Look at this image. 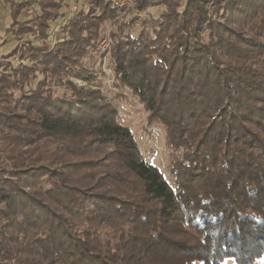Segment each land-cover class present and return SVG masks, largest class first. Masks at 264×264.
Returning <instances> with one entry per match:
<instances>
[{
    "label": "trees",
    "instance_id": "16d2710c",
    "mask_svg": "<svg viewBox=\"0 0 264 264\" xmlns=\"http://www.w3.org/2000/svg\"><path fill=\"white\" fill-rule=\"evenodd\" d=\"M0 1L19 41L0 57V264L264 259V0H136L126 14L164 8L138 37L137 15L80 0L52 47L66 0ZM108 21L114 91L165 129L173 183L85 65Z\"/></svg>",
    "mask_w": 264,
    "mask_h": 264
},
{
    "label": "rangeland",
    "instance_id": "374dc122",
    "mask_svg": "<svg viewBox=\"0 0 264 264\" xmlns=\"http://www.w3.org/2000/svg\"><path fill=\"white\" fill-rule=\"evenodd\" d=\"M16 3H23L28 1L37 2L38 0H12ZM80 9V2L77 3L74 0H66L63 3L62 7V16L51 23L49 38L46 41L50 47H52L56 41L60 38L61 33L59 32L60 27L63 24V19H68L72 17ZM208 12L210 15H215L214 8L210 3L208 5ZM38 11V6L34 5V8L21 16V21H29L33 17V12ZM164 8H151L142 13L135 14L131 12L129 14L119 17L120 21L129 22L132 20L135 15L138 17L136 24L128 29L126 33L130 34L133 37H138L142 30L151 31L152 26L160 18ZM65 14L68 16L64 17ZM13 20L11 17V8L9 4H6L0 1V57L8 55L11 53L15 47L18 45L17 41L12 34L8 33V29L12 26ZM114 27V22L108 21L105 25V34L102 35L101 39L95 43L97 46L96 51L91 57L85 59L86 67L92 69L97 75L96 84L103 91L104 95L107 97L108 101H111L119 110V121L123 126L128 127L134 134L135 139L138 142V145L143 153L144 159L158 167L166 179L173 183V178L171 174L173 159L177 154L172 152L166 140V131L160 124H148L147 122V113L144 110L143 104L141 101L134 97L130 91L124 92V94L119 91L116 93L114 91L113 82L115 80L114 72L111 69V60L107 51L103 48L108 45V41H104L106 37H109L111 42V30ZM152 32V31H151ZM23 43H28L29 46H38L42 45V41L36 38L34 35H29L22 39ZM101 44L102 48H99ZM11 62L14 66L18 65V60L12 59ZM27 65H30V62L26 61ZM74 82L78 86H84L86 83L74 79ZM36 82L29 86V88H35ZM93 86V84H87ZM58 95H62L63 91L57 89ZM126 93V94H125ZM19 95V93H17ZM224 264H237L233 258L228 259ZM255 264H264V259L261 262Z\"/></svg>",
    "mask_w": 264,
    "mask_h": 264
},
{
    "label": "built area",
    "instance_id": "2783aa9c",
    "mask_svg": "<svg viewBox=\"0 0 264 264\" xmlns=\"http://www.w3.org/2000/svg\"><path fill=\"white\" fill-rule=\"evenodd\" d=\"M74 1L78 3L80 0H74ZM103 1L112 8L117 9L120 12L121 16L125 15L130 10H135L137 4L136 0H103ZM104 41H108V45H106L103 48V50L107 51V54L109 55V51H110L109 37H106ZM99 48H102L101 44H99Z\"/></svg>",
    "mask_w": 264,
    "mask_h": 264
},
{
    "label": "crops",
    "instance_id": "0c3cea01",
    "mask_svg": "<svg viewBox=\"0 0 264 264\" xmlns=\"http://www.w3.org/2000/svg\"><path fill=\"white\" fill-rule=\"evenodd\" d=\"M50 31V30H49ZM38 46H40V45H38Z\"/></svg>",
    "mask_w": 264,
    "mask_h": 264
}]
</instances>
